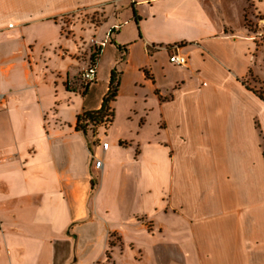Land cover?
<instances>
[{
	"label": "crops",
	"instance_id": "crops-1",
	"mask_svg": "<svg viewBox=\"0 0 264 264\" xmlns=\"http://www.w3.org/2000/svg\"><path fill=\"white\" fill-rule=\"evenodd\" d=\"M246 1L234 29L226 0H0V264H93L109 232L126 238L104 201L118 204L129 179L152 224L128 226L146 234V264H264V98L243 82L262 46L243 26ZM124 4L130 23L114 13ZM174 47L185 67L168 62ZM114 68L112 107L140 88L150 104L128 110L129 136L114 119L76 130Z\"/></svg>",
	"mask_w": 264,
	"mask_h": 264
},
{
	"label": "rangeland",
	"instance_id": "rangeland-1",
	"mask_svg": "<svg viewBox=\"0 0 264 264\" xmlns=\"http://www.w3.org/2000/svg\"><path fill=\"white\" fill-rule=\"evenodd\" d=\"M228 2L227 8V19L230 25L234 29H240L241 24V9L244 4V0H226ZM264 1V0H260ZM124 8V9H123ZM116 13V18L118 19V14H121V20L130 23V18L132 17L131 11L128 5H123V7H116L114 10ZM123 11V12H122ZM262 13H261V12ZM258 10L257 3L254 0H247L243 12V26H245L250 35L256 38V42L259 43L261 47V55L259 60V69H257V74L254 75L250 73L244 79V85L255 93L259 94L264 98V5ZM105 19L101 21L94 18L91 19V26L98 27ZM136 30L135 24L133 23ZM130 31L126 28L122 34L123 39L131 38ZM98 48H95V52ZM111 49L107 47V55L111 56ZM127 92V90H126ZM147 95L146 101L150 104V92L147 88L138 89V96L135 98L136 101L133 102L132 97L128 94L123 95L117 102L114 109V124L113 129L118 132L119 135L129 136L130 131L134 128L135 115L131 113L126 116L128 110L134 107L137 112L142 109L145 105L143 98ZM145 107H148L147 105ZM133 121V123H132ZM147 124H152V118L148 119ZM101 134L102 131L106 129L104 126L98 127ZM92 131V130H90ZM92 133V132H91ZM91 136V135H90ZM92 151L95 152L96 147L91 146ZM136 183H133L130 179L127 182L126 191L122 197V200L116 204L113 200H105L104 206L107 208L109 215V228L119 227V229L124 230L126 233V238L123 239L119 232H109L106 245L104 241L98 244L96 252L92 256L96 258L93 264H146L147 259V240L146 234L142 231H138L136 228L128 227L130 221L137 223L145 231H151L152 224L145 217L136 214L146 211V206L142 202V198L136 194ZM93 203V201H92ZM122 225H115L118 224ZM108 228V229H109ZM128 238V239H127ZM91 257V258H92ZM99 259V260H98ZM86 261V260H85Z\"/></svg>",
	"mask_w": 264,
	"mask_h": 264
},
{
	"label": "trees",
	"instance_id": "trees-1",
	"mask_svg": "<svg viewBox=\"0 0 264 264\" xmlns=\"http://www.w3.org/2000/svg\"><path fill=\"white\" fill-rule=\"evenodd\" d=\"M133 18L136 23H138L139 18L136 16V12L133 10ZM178 46V45H177ZM119 51L124 50L125 48L118 47ZM100 54V49L96 51L91 58V61L95 63ZM120 75L121 72H118L114 68L110 73V80L108 91L102 100L100 109L91 112H84L77 118L76 130L83 132L84 134L90 128L94 131L100 126H107L113 122L114 119V109L112 103L116 100L118 95V89L120 85ZM84 90H87V86L84 87ZM84 91V92H85ZM261 99L262 96L258 95ZM93 185V184H92Z\"/></svg>",
	"mask_w": 264,
	"mask_h": 264
},
{
	"label": "built area",
	"instance_id": "built-area-1",
	"mask_svg": "<svg viewBox=\"0 0 264 264\" xmlns=\"http://www.w3.org/2000/svg\"><path fill=\"white\" fill-rule=\"evenodd\" d=\"M94 53H95V51H94ZM96 62L93 63L92 61H90L88 66L82 71V73L80 75L81 84L85 85V84H88V83L93 81L94 75H95V69H96ZM168 62L175 67H185L188 63V56L186 54L179 53L177 47H174L170 50V53L168 56ZM1 99H2V95L0 94V102H1ZM107 147H108L107 143L101 144V149L103 151H105L107 149ZM93 160H94V162H93L94 168L100 169L102 167V160L101 159H95L94 157H93Z\"/></svg>",
	"mask_w": 264,
	"mask_h": 264
}]
</instances>
